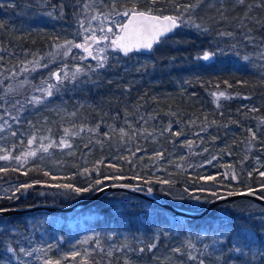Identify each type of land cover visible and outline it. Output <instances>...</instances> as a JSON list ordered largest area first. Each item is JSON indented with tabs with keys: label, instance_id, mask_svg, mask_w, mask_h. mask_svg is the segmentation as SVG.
Masks as SVG:
<instances>
[{
	"label": "trees",
	"instance_id": "obj_1",
	"mask_svg": "<svg viewBox=\"0 0 264 264\" xmlns=\"http://www.w3.org/2000/svg\"><path fill=\"white\" fill-rule=\"evenodd\" d=\"M115 3L118 11L135 3L140 9L154 7L156 14L163 16L178 15L174 4L195 0H157L154 5L151 0ZM257 3L258 0H207L190 13L193 24H200L207 32L181 24L149 54L123 57L117 50L108 51L104 68H91L72 84L58 87L44 103L28 106L26 97L8 98L4 77L28 61L40 59L38 70L30 75L19 71L21 75L16 77L27 80L38 92L37 88H44L42 81L56 82L54 77L49 79L58 68V63L50 64L53 48L67 40H84L89 32L85 29L105 34L113 28L116 33L118 29L112 21L124 18L115 16L113 0H0V22L5 24L0 29V156H9L7 161L0 160V167L8 169L0 172V186L44 182L17 193L18 199H0V208L70 205L95 191L77 195L47 185L70 183L86 187L90 181L79 173L93 167L99 169V175L90 173L93 181L105 175L173 181L170 189L135 179H110L105 184L149 186L168 202L192 211L230 192L251 189L264 197V177L259 175L264 171V8L256 7ZM93 16L99 17L93 20ZM101 27L105 33L100 32ZM220 32L233 35L220 36ZM245 36L253 37V41ZM204 51L216 54L209 61L196 59ZM220 91L230 98H214L212 93ZM253 107L257 110L250 111ZM120 128L127 135L121 137ZM249 128L256 133L255 140ZM176 132L182 134L176 136ZM33 135L36 139L29 145ZM61 138L72 147H60ZM188 141H192L191 147ZM49 143L56 146L43 152L41 145ZM30 151L36 155L25 158ZM157 152L163 154L162 158H157ZM99 160L103 163L97 165ZM44 171L50 176L45 177ZM233 174L236 180L231 178ZM53 175L56 180L51 179ZM209 176L215 180L202 179ZM162 187L171 195H164ZM185 187L206 191L195 193L201 197L199 202L174 199L181 194L187 197ZM229 224V231L241 226L256 237L246 257H229L232 264H264L263 206L242 199L217 206L202 219L189 220L124 192L105 195L76 212H35L0 218V260L7 256L5 264H19L20 260L24 264H44L45 259L59 260L60 264H124L127 258L130 264H172L173 256L178 260L176 264H198L188 260L187 253L199 256L204 245L211 244L214 231ZM230 239H225L224 248L230 246ZM189 241L195 249L186 247ZM153 243L156 247L149 252L147 245ZM9 246L15 255L6 252ZM20 247L44 248L47 255L33 252L26 257L19 252ZM140 247L145 248L143 253L138 252ZM175 247H181L182 254L173 252ZM108 251H112L111 257ZM73 252L80 255L73 257ZM204 259L206 264H224L223 258Z\"/></svg>",
	"mask_w": 264,
	"mask_h": 264
},
{
	"label": "snow or ice",
	"instance_id": "obj_2",
	"mask_svg": "<svg viewBox=\"0 0 264 264\" xmlns=\"http://www.w3.org/2000/svg\"><path fill=\"white\" fill-rule=\"evenodd\" d=\"M157 2V0H151V3L154 5ZM240 3H243V0H239ZM205 3H207V0H195V3H189V4H184V5H180V4H174L173 6L177 9V11L179 12L178 15H167V16H162V15H158L156 14V9L154 7H148L146 9H140L135 3L132 4L131 7L129 8H125L123 11H118L116 10V3L115 0H113V4H112V10L115 14V16L117 17H123V20H113L112 23L113 25L118 29V32L114 33L113 32V28H108L107 32L105 33V30L103 27H101L100 32L101 33H105L103 35L97 36L95 33V30L92 31L91 35H85L84 36V43H73V41L71 40H67L65 41V45L68 46L67 50L64 51V55L67 56L68 53L71 51V49L74 48H79V49H83V51L85 53H87L88 56H91L93 59L97 60V64H96V68H92V71H95L97 68H104L105 67V63L107 61V56H96L93 55V50H92V45L96 44L98 45L101 41H106L109 40L110 37L107 33H112L113 35H115V39H111V47L113 48V50H118L119 52L123 53L124 56H128L130 53L133 52H139L141 50H148L151 51L153 49V46L155 44H161L166 42L167 40V34L172 33L174 29L178 28L181 26V24L185 25V26H193L195 27L197 30H200L202 32H207L208 29L207 28H201L200 24H193L192 22V18L190 13L192 11H194L195 9H197L199 6L204 5ZM3 5H0V7H2ZM210 6V5H209ZM9 7H11V5H9ZM256 7L259 8H264V0H258V3L256 4ZM181 8H183V11H179ZM188 13V18L184 19L185 14ZM51 15V14H49ZM97 16H93L92 19L95 20L97 19ZM108 17L105 16V19H107ZM258 24H260V21H257ZM261 27H264V24H261ZM5 28V24L0 22V29H4ZM85 32L88 31V29L84 30ZM252 29H249V32H251ZM220 36H232L233 33L232 32H220L219 33ZM245 39L249 40V42L253 41V37L251 36H245ZM179 41H177L178 43ZM58 47H63V46H58ZM233 47H235V45H233ZM99 52H104L103 48L98 49ZM216 53L210 52V51H204L203 54L201 56H197L196 59L198 60H204V61H209L211 60ZM264 55V54H262ZM0 59H2V57H0ZM83 59V57H82ZM245 60L248 59V57L244 58ZM29 63L32 64H38V61H31ZM43 67H47V65H42ZM66 67V66H65ZM35 70V68H33V71ZM21 71L26 72L28 71L27 67H23L21 69ZM62 71V70H61ZM83 71L82 68L77 67L76 70L71 73V79L75 80L77 78V75L79 73H81ZM69 76V74L67 72H64L63 77L60 75V72H51L50 73V77L51 78H55V80L57 81L56 85H53L51 83H48L47 81H42V83H47V87L46 88H37V91H40L43 93V96L41 97H37V96H33L31 97L27 102L33 105H37V104H42L45 102L46 97H50L53 95V89L57 88V85L62 84L64 79H67ZM58 90V88H57ZM212 95L214 97H216L217 99H219L220 97H223L225 99H229L230 97L226 94V92L220 91V92H215L212 93ZM244 99H250V97H244ZM23 107V106H21ZM257 109H255L254 107L250 109V111H256ZM72 115H75V113H73ZM127 122V121H126ZM7 122L5 121V124ZM99 125H97L98 127ZM129 127H131V125H129ZM3 130V125H0V131ZM83 130V129H81ZM168 129H165V131H167ZM65 134H68V129H65ZM89 131H94V129H89ZM248 132L251 134V138L253 140L256 139V133L249 128ZM119 133L121 137H124L125 135H127L126 131L124 128H120L119 129ZM75 135V133H73ZM181 132H176L174 133V135L179 136L181 135ZM13 136L16 135L15 132L12 133ZM108 133H105V136H107ZM36 137L33 135L28 139V144L31 145L34 141H35ZM46 139V138H45ZM192 141H188V146L191 147ZM56 145L49 143L47 145H41V149L43 152H48V149L50 147H54ZM59 146L63 147V148H71L72 145L68 143L67 140L61 138V140L59 141ZM85 147H87V145H85ZM69 154H73V153H69ZM25 158L29 157V156H35L36 153L35 152H26L25 154ZM162 153L157 152L156 156L157 158H162ZM17 161H20V157H14ZM121 159H123V157H121ZM213 159H215V157H213ZM0 160L3 161H7L9 160V156L8 155H2L0 156ZM103 163V160H99L96 162L97 165H100ZM209 163H211V161H209ZM21 166H23V164H21ZM109 168L114 169L115 171H119L120 169L114 165V164H108L107 165ZM37 168H39V166H37ZM13 171H17L18 169H12ZM8 169L4 168V167H0V172H7ZM92 171L97 172V174L99 175V169L97 167H93L92 169L89 168H84L79 174L81 176H85L88 178V180L90 181L88 183V185L86 187H78V186H74L73 184L70 183H57V184H50L47 185L48 187H54V188H58V189H64L67 190L69 192L75 193L77 195H81L84 193H89V192H103L105 190V188L107 187H123V188H129L132 187L134 188V190L140 191L142 190L140 188V184H136V185H128V184H112V185H108L105 184V181L107 180H122V179H135L137 181H142L144 184H160V185H167L169 187V189L173 186L174 182L170 181V180H166V179H160V178H156V179H143L142 177H140L139 175H136L134 177H122L120 175H113V176H108L105 175L103 176V178H96L94 181L91 178L90 173ZM25 175H27V173H24ZM43 175L45 177L50 176V173L48 171H44ZM259 175L261 177H264V171L260 172ZM249 176H251V173H249ZM227 178V177H225ZM233 180H236L237 177L233 174V176L231 177ZM51 179L56 180L57 177L56 176H51ZM205 180H215V177L209 176L207 178H203ZM44 183L42 181H33L32 183H22L19 186H12L11 188L5 187L2 189L3 195H0V199H18L19 197L16 195L17 193H23L26 192L28 189L32 188L34 184H41ZM262 187H264V185H262ZM161 191L164 193V195L168 196L171 195V192L169 190L164 189L163 187L161 188ZM206 191L204 188H198V189H192L190 190L189 188L185 187L183 189V193L187 194V197H185V195L181 194L177 197H174V199H180L183 200L185 198L191 199L193 201H197L199 202L201 200V197L196 195V192H204ZM251 189H249V193H251ZM11 192V195H9L8 193ZM147 192L149 194H151L153 192V189L151 187L147 188ZM213 196H216L215 192L211 193ZM229 195H233V193H228ZM217 199H223V197L220 196H216ZM8 211V209L5 208H0V213ZM232 228V225H225L222 230L216 232L214 231L213 233V238L211 241V244H205L204 248L202 251L199 252V256L194 255L192 251H189L187 253V259L190 261H197L198 264H206L204 257L208 256V257H212L215 256L216 261H220L221 258L224 259V264H232V261L229 259V257H231L233 254H237L240 257H246L248 251L251 250V244L255 241V234L253 232H251L248 229H244L241 226H236L235 229L233 231H229V229ZM227 237H231V239L228 241V243L230 244L229 247L224 248L223 245L225 243V239H227ZM91 239V238H89ZM198 239H200V237H198ZM86 242V241H85ZM97 245H99L100 241L97 239L96 241ZM52 245H49L48 248L49 250L51 249ZM124 247L128 248L127 245H125ZM156 247V245L153 244H148L147 245V250L149 252H151L154 248ZM186 247L188 249H195V245L193 243L186 242ZM120 249H117V251H119ZM129 251H135L134 249L128 248ZM145 251L144 247H140L138 249L139 253H143ZM173 252L177 253V254H182V248L181 247H175L172 249ZM6 252L12 255H15V250L13 249V247L9 246L6 249ZM19 252L22 253L24 256H31L33 254V252H44L45 255H47V251L44 248H32L31 250H27L24 247H20L19 248ZM80 255L77 252H73L72 256L76 257ZM113 255L112 251H108L107 252V256L111 257ZM262 255H264V253H262ZM17 260H19V257H16ZM9 258L7 256L3 257L2 260H0V264H5V262L8 260ZM19 264H24L23 260L19 261ZM44 264H60L59 260H51V259H45L44 260ZM85 264H87V262L85 261ZM124 264H130V261L126 258L124 261Z\"/></svg>",
	"mask_w": 264,
	"mask_h": 264
},
{
	"label": "water",
	"instance_id": "obj_3",
	"mask_svg": "<svg viewBox=\"0 0 264 264\" xmlns=\"http://www.w3.org/2000/svg\"><path fill=\"white\" fill-rule=\"evenodd\" d=\"M164 16H167V15H164ZM176 29H174L172 33L167 34V37L172 35L176 31ZM150 52L151 51H148V50H141L139 52H133V53H139V54L146 55V54H149ZM119 54L125 57L123 53L119 52ZM114 184L116 185H119V184L136 185V184H131V183H114ZM109 185H112V184H109ZM140 188L142 190L137 191V190H134V188L132 187H129V188L107 187L105 188L103 192H94L70 205L43 203V204H36V205L23 207V208L9 207V208H5V209H8V211L0 213V218L8 217V216H15V215L16 216L26 215V214L35 213V212H44V213L54 214V215L76 212L88 206L89 204L97 201L101 197L114 193V192H124V193L130 194L134 197L150 202L154 204L155 206L170 212L177 218L189 219V220L202 219L203 217L208 215L217 206H220L225 203L235 202L237 200H242V199L251 200L255 202L256 204L264 207V197L260 196L259 194L253 191L249 193V190H244L240 192H235L233 193V195H229V194L220 195V197H223V199L214 198L210 200L203 209L199 211H192V210L180 208V207L173 205L172 203L164 199L162 196L157 194L154 190L151 194H149L147 192L148 186L140 185Z\"/></svg>",
	"mask_w": 264,
	"mask_h": 264
},
{
	"label": "rangeland",
	"instance_id": "obj_4",
	"mask_svg": "<svg viewBox=\"0 0 264 264\" xmlns=\"http://www.w3.org/2000/svg\"><path fill=\"white\" fill-rule=\"evenodd\" d=\"M99 17V16H97ZM114 19V17H112ZM98 19V18H97ZM88 35H91L92 31L89 29L88 30ZM108 35H111L110 33H107ZM97 36L103 35L100 34L99 32H96ZM110 39L106 40V41H101L98 45L93 44L92 45V50H93V55L96 56H107V60L109 59V55L108 51L113 50V48L111 47V39H115V36H109ZM73 43H84V40L81 38V40L79 42H73ZM58 46H63V47H58ZM55 49L53 48V50L51 51V62L50 64L53 65L55 63H58V68H56V70L54 72H60V75L63 77L64 72H67L69 74L67 79H64L62 84L57 85L58 87H63L65 84H72L74 80L71 79V73H73L77 67H80L83 69V71L81 73H79L77 75V78H79L80 75L82 74H88L91 68L96 67L97 64V60L93 59L91 56H88L87 53H85L83 51V49H79V48H72L71 51L68 53L67 56H65L63 53L64 51L67 50L68 46L64 44H59ZM103 48L104 52H99L98 49ZM83 57V59H82ZM55 59V60H53ZM40 60V59H39ZM38 60V62H39ZM31 61H28L27 63L23 64L17 71L15 72H11L9 73L8 78L4 77V79H6V86L4 87V93L8 96L9 99H14V96H18V97H22V98H27V100H29L31 97L33 96H37V97H41L43 96V93L38 91L35 92L34 91V87H32V84H29L27 80H19L18 78H16L17 76L21 75V69L23 67H27L28 71H26L28 73V75L33 73V68H35L34 71L38 70L39 68V63L38 64H32L29 63ZM47 65V64H46ZM66 66V67H65ZM60 67V68H59ZM62 70V71H61ZM19 72L16 76L15 73ZM75 79V80H76ZM3 83V78L0 79V84ZM53 84V83H52ZM57 81L53 84L56 85ZM47 87V84L44 83V88ZM57 88H54L52 91L53 93L57 90ZM52 98V96H50ZM49 97H46L45 100H47ZM216 98V97H214ZM217 99V98H216ZM218 100V99H217ZM28 106H30L31 104L28 103ZM27 105L25 106V108L27 107ZM38 105V104H37ZM22 113V110H21ZM2 186L3 188L8 187L11 188L13 185H5L4 183L0 186V193L2 192ZM170 261L172 264H176L177 263V259L174 258L173 256L170 257Z\"/></svg>",
	"mask_w": 264,
	"mask_h": 264
}]
</instances>
